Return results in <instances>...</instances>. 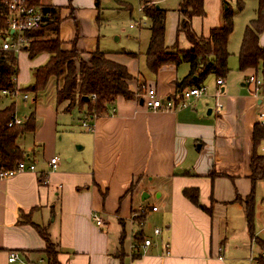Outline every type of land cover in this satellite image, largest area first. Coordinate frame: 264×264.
<instances>
[{
    "label": "crops",
    "instance_id": "crops-1",
    "mask_svg": "<svg viewBox=\"0 0 264 264\" xmlns=\"http://www.w3.org/2000/svg\"><path fill=\"white\" fill-rule=\"evenodd\" d=\"M40 2L60 8L62 50L106 53L108 60L127 68L133 78L129 90L138 98L118 97L107 114L94 118L85 107H74L71 111L77 112L81 126L74 125L69 115L60 119V114L71 111L58 106L57 93L46 104L32 99L35 131L27 134L32 135L34 146L32 152H24L36 169L0 181V264H8L11 251L20 252L27 261L44 258L46 243L37 227L57 246L59 264H246L253 257V243L264 250V240L257 236H264V228L256 232L254 220L250 227L244 201L237 200L247 199L253 190V132L256 124L264 127L263 84L258 90L248 82L256 73L243 72V87L250 93L234 88L227 76L219 78L224 85L218 99L216 81L209 92L190 100L185 108L151 111L141 103L146 91L154 89L163 100L178 102L183 91L178 92L176 83L189 75L190 66L166 63L154 74L146 58V71L140 70L136 63L140 55L126 48L131 45L121 44L125 43L121 36L115 33V40L107 43V8L102 0ZM117 3L120 9L128 8L124 0ZM180 4L173 10L178 27L183 19ZM163 10L168 16L170 10ZM223 10L222 0H204L205 17L191 21L194 34L208 38L222 26ZM139 12L142 17L130 26L132 30L150 22L143 6ZM178 27L177 41L168 44L165 38V44L168 50L178 44L185 52L191 45ZM180 34L185 36L186 46L179 43ZM150 39L151 31L145 57ZM260 45L264 48V33ZM48 59L45 54L36 67L44 66ZM83 122L94 130L83 128ZM262 142L257 153L264 156L258 151ZM54 158L58 159L56 165L51 164ZM185 189H198L200 202L212 209V215L184 197ZM143 196L148 198L143 200ZM140 209L146 210L142 216ZM94 213L103 218L104 227L95 224ZM139 222H143L142 229ZM149 226L154 228L150 237ZM237 226L240 232L235 230ZM155 229L161 230L160 236L154 234ZM140 234L152 240V245L143 247V240L137 239ZM239 239L242 243L230 250L227 244ZM165 244L170 246L168 251Z\"/></svg>",
    "mask_w": 264,
    "mask_h": 264
},
{
    "label": "trees",
    "instance_id": "trees-1",
    "mask_svg": "<svg viewBox=\"0 0 264 264\" xmlns=\"http://www.w3.org/2000/svg\"><path fill=\"white\" fill-rule=\"evenodd\" d=\"M6 0H0V25L5 26L1 14L5 13ZM231 1L222 0L223 23L218 29L211 31L208 38L198 37L192 30L191 21L194 17H205L204 0H182L179 12L183 19L179 24L178 31L184 33L191 48L179 55L172 56L168 53L165 44L167 12L157 5V0H140L144 12L151 22V39L146 54L149 70L156 74L166 63H188L189 75L176 83L178 92L187 87H200L209 75L217 79L226 78L230 69L228 60L229 39L234 32V9ZM247 0H235L236 10L241 12L245 8ZM29 5L39 8L43 15V25L33 31L29 37L32 41L26 51L30 57L47 54L48 61L33 71L34 84L30 91L35 93V101L39 93L43 92L50 79L60 80L57 89L58 106L65 105L64 111L69 112L74 107H85L91 117H100L109 111V106L118 97L131 100L138 98L129 90V82L133 80L127 68L108 60L106 53L95 52L89 62H81L79 68L72 62L76 50L64 51L61 48L59 31L61 24L60 8L53 5L41 6L40 0H29ZM264 33V0H258L256 18L246 27L241 43L238 59L240 71L256 70L260 65L264 70V48L260 45V36ZM52 36L54 40H50ZM18 55L13 53H0V100L4 97H12L11 93L18 90L17 75L19 70ZM196 77V78H194ZM143 92V86L139 88ZM9 92L3 95L2 92ZM140 96V95H139ZM15 103L0 110V170H12L19 162L28 157L19 144V139L35 131L34 113L22 124H15ZM10 124H13L11 127ZM264 140V127L256 124L253 132V155L251 159L250 179L253 190L243 204L247 210V222L250 227L254 220V195L257 182L264 181V156L257 153V147ZM215 176V175H213ZM184 197L192 202L203 212L212 215V209L207 208L200 202L198 189H185ZM29 223V220H24ZM140 224L143 222H139ZM141 229L143 226L140 227ZM40 236L46 243L43 251L47 264H59L57 252L48 233L41 227H37ZM142 233V232H140ZM137 239L146 237L141 234ZM260 264H264V255L257 258Z\"/></svg>",
    "mask_w": 264,
    "mask_h": 264
},
{
    "label": "rangeland",
    "instance_id": "rangeland-1",
    "mask_svg": "<svg viewBox=\"0 0 264 264\" xmlns=\"http://www.w3.org/2000/svg\"><path fill=\"white\" fill-rule=\"evenodd\" d=\"M103 1V7L107 8L105 13V19L106 23L105 26H107L108 33L106 36L107 43H111V39L115 40V37L112 36L117 33V36H121L120 38L125 43H121L131 46H126V48H131L135 52H138L139 60L136 63H140L139 67L140 70L145 72V63H146V48L147 43L150 38V22H143L142 28H137L132 30L130 28L131 25H134L135 23L139 22L142 14L139 12V9L141 8V3L139 0H124L128 4V8L126 9H120V4L117 3L119 0H102ZM181 0H159V8L162 9H168L170 10L167 16V31H166V42L168 44L175 43L177 41V27H178V18L177 15L173 14V10L178 9L179 4ZM232 5V4H231ZM232 8L234 9V18H235V30L233 35L230 39V46H229V52L231 54L229 60H228V67L231 70L230 74L228 75L227 79L228 81L232 83L234 88L237 89H243L246 90L248 93H250L249 89L246 87H243V84L245 83V77L244 73L240 71L239 68V59H238V53L241 47V43L244 37V30L246 29V26L256 18V10L258 8V0H247L245 4V8L239 12L236 10L235 4L232 5ZM140 31V32H139ZM141 36L139 37V35ZM139 37V39H138ZM118 38V37H117ZM50 40H54L55 37L52 36L49 38ZM104 39V40H105ZM178 41L181 44V46H186L187 41L185 36L180 34L178 37ZM61 44V41H60ZM62 45V44H61ZM189 46V45H188ZM62 47V46H61ZM182 52L180 50V47L178 44H174L172 48L168 50V53L172 56L179 55ZM75 57H73L72 62L74 63L75 67L79 68V64L81 62H89L91 59L90 55H85L80 52L76 51ZM45 54H40L35 57H30L29 53L27 51H23L18 56V75H17V84H18V90L17 95L14 97H4L0 100V110L5 109L6 107L10 106L12 103H15L16 106V116L19 119L25 120V118H28L30 114L34 111V104L32 102V99L35 98V93L30 91L31 87L34 84V78H33V71L36 68H39L40 66L36 63H42L44 60ZM183 67H186L189 65L185 62H182L181 64ZM252 73H256L257 78L259 81L263 83V89L261 92L264 91V70L262 66L260 65L256 70L251 71L248 70V74L251 75ZM217 78L214 75H209L203 82V86L208 89V92L212 89L213 85L216 84ZM60 85V80H57V78L50 79L46 89L39 93L37 96V100H42L41 103L46 104L48 101H52L57 93V89ZM252 88V87H251ZM28 97V100L24 102V96ZM145 98V96L143 97ZM144 101V99H143ZM38 105V103H37ZM62 109L65 108V105L61 106ZM69 113V112H68ZM71 116L73 118V124L77 126H81V122L79 121L80 117L78 118L77 112L72 110L69 114L62 113L60 114V119H63L65 116ZM69 116H67L69 118ZM64 127L61 128V131L64 133ZM74 132H81L74 128ZM70 132V131H69ZM19 144L23 150L26 152H32L33 150V138L30 134H25L19 139ZM259 153L264 154V142H262L261 147L258 149ZM258 186L256 189V209H255V216H254V226L256 229V232L258 230H261L264 228V182H261L257 184ZM149 237H150V229L151 232L153 231L151 226H149ZM237 232H240L239 227L237 226L236 229ZM127 237H126V245L125 249L128 251L129 245H130V233L129 229L127 230ZM152 236V235H151ZM260 239L264 240V236L258 235ZM242 242L241 240H231L230 243H228V248L231 250L234 249L235 246L240 245ZM55 245V244H53ZM54 251H58L57 246H54ZM263 249L259 244L253 243V249L250 251V254L254 258H258L262 253ZM247 262V260H246ZM243 263V262H242ZM246 264H249L248 262Z\"/></svg>",
    "mask_w": 264,
    "mask_h": 264
},
{
    "label": "built area",
    "instance_id": "built-area-1",
    "mask_svg": "<svg viewBox=\"0 0 264 264\" xmlns=\"http://www.w3.org/2000/svg\"><path fill=\"white\" fill-rule=\"evenodd\" d=\"M6 12L1 14V19L5 26L0 25V53H13L15 55H20L23 51H26L28 45L32 41L29 35L41 28L43 25V15L39 8H35L29 5V0H6L5 1ZM250 84H254L259 90L262 86V82L256 76H251L248 80ZM217 85L219 87L216 98L218 99L221 94V87L224 85L223 80H217ZM207 91L204 86L193 87L185 89L178 102L173 99L163 100L154 89H149L145 93L144 105L151 111H176L178 106L180 108H185L189 105V101L194 98H199L203 96ZM9 92L3 91L2 94L6 95ZM10 94V93H9ZM17 95V91L11 93L14 97ZM28 100V97L24 96V101ZM223 106L218 103V109H222ZM264 114V113H263ZM15 124L19 125L23 122L19 119H15ZM13 124H10L11 127ZM83 128L93 131L87 122H83ZM57 158L51 160L52 165H56ZM36 169L35 165L29 160H23L18 163V165L12 170H0V181H4L16 176L18 173L22 172H34ZM156 212L157 208H153ZM146 210L140 209V216L144 215ZM93 221L98 227H104L105 223L103 218L98 214L94 213L92 216ZM143 223L140 224V227ZM154 234L156 236L161 235L160 229H155ZM152 245V240L145 239L143 242V247L147 248ZM170 248L169 244H165V249L168 251ZM169 255V252H167ZM249 264H260L256 258L249 257ZM8 264H47L44 258H40L36 261H27L18 251H11L8 256Z\"/></svg>",
    "mask_w": 264,
    "mask_h": 264
},
{
    "label": "water",
    "instance_id": "water-1",
    "mask_svg": "<svg viewBox=\"0 0 264 264\" xmlns=\"http://www.w3.org/2000/svg\"><path fill=\"white\" fill-rule=\"evenodd\" d=\"M141 103H143V101H141ZM146 198H148V196L142 197L143 200H145Z\"/></svg>",
    "mask_w": 264,
    "mask_h": 264
}]
</instances>
